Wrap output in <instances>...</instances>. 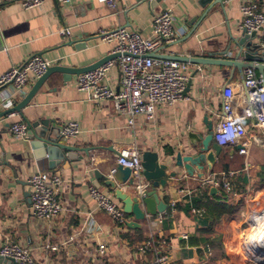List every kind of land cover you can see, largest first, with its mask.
<instances>
[{
	"label": "crops",
	"instance_id": "crops-1",
	"mask_svg": "<svg viewBox=\"0 0 264 264\" xmlns=\"http://www.w3.org/2000/svg\"><path fill=\"white\" fill-rule=\"evenodd\" d=\"M155 1L117 0L118 12L114 14L96 0H72L65 5L43 0L41 5L28 9L22 7L21 0H0V75L34 54L43 55L51 65H89L111 50V45L100 40V30L124 26L143 37H151L153 15L165 9L173 13L176 37L162 45L158 55L197 57L213 53L219 59L234 57V48L227 55L218 53L231 38L242 33L239 9L242 0H224L208 10H205L208 1ZM256 1L264 11V0ZM61 27L71 28L69 37L59 34ZM252 41L257 42V37ZM188 63L194 72L197 64ZM254 70L259 76L258 70ZM118 75L116 67L108 72V83L116 90ZM76 79L74 74L64 82L60 73H52L21 110L29 121L43 118L57 127L69 120L80 124L82 131L65 142L75 148L76 158L53 166L46 156H34L26 138L17 139L9 132L11 124L24 122L21 113L3 114L21 101L37 78H30L21 96H15L9 86L0 87V245L8 239L27 246L39 264H155V252L136 256L134 246L152 236L166 240L169 258L166 264H255L258 258L255 248L262 246L258 238L264 236L263 129L252 130L255 139L247 155L239 154L236 146H224L211 169L195 167L194 174L187 175L183 169L172 166L170 169L176 171V176L158 188L160 199L167 204L166 212L171 213L168 217L164 213L149 215L139 221V227L118 231L89 195V187L94 186L90 180L92 169L108 174L124 145L135 144L140 151H156L159 160L169 165L179 150L183 155L194 154L188 133H205L206 122L214 129L223 114V86L242 84L238 68L202 66L201 77L192 79L180 100L156 107L153 119L138 116L133 126H128L126 117L113 110L110 101L96 102L87 93L78 91ZM37 171L49 176L60 173L63 179L59 193L63 211L51 222L30 215L28 178ZM222 174L228 177L232 189L226 192L217 187L211 193L209 185L207 195H203L202 189L208 185L198 177L218 178ZM99 184V190L112 194L102 180ZM222 192L226 194L224 197ZM197 196H202V202L212 200L223 205L225 211L213 220L205 207H195L204 210L201 217L191 212L185 215L176 209L177 204H191ZM89 216L101 227L100 236L109 245L106 254H97L96 235L91 227L84 228ZM63 241L67 242L56 251L46 247Z\"/></svg>",
	"mask_w": 264,
	"mask_h": 264
},
{
	"label": "built area",
	"instance_id": "built-area-1",
	"mask_svg": "<svg viewBox=\"0 0 264 264\" xmlns=\"http://www.w3.org/2000/svg\"><path fill=\"white\" fill-rule=\"evenodd\" d=\"M72 0H55L65 5ZM109 11L117 13V0H96ZM43 0H21L22 7L28 9L41 5ZM239 9L242 15L240 27L248 34L255 32L258 39L259 51L264 52V11L256 0H242ZM152 36L143 37L135 30L120 26L114 30H100L99 38L102 42L111 45L109 54L117 56L105 61L98 67L77 75L75 88L85 92L96 101L108 100L113 110L126 117L128 126H133L138 116L153 119L156 107L172 105L183 97V91L188 81L194 77H201L202 66L197 64L194 72L190 71V64L172 59L154 57L151 54L158 52L164 44L171 43L176 37V27L173 13L165 9L153 15ZM59 34L69 37L70 27H61ZM51 62L41 54H34L18 65L11 66L0 75V87L9 86L14 95H24L25 88L31 77H40ZM113 67L118 70L119 88L116 90L108 83V72ZM243 83H226L223 86L222 116L219 117L213 129V140L221 146H239L238 153L247 155L254 142L252 130H264V83L256 75L253 68L243 70ZM247 89V92L244 91ZM248 121V122H247ZM61 141L66 142L76 137L82 128L76 121H66L60 127ZM11 135L17 139H25L27 126L23 121H17L8 128ZM140 149L135 144L124 145L119 149L110 172L116 164L130 169L132 185L130 192L142 199L150 188V183L143 177V167ZM201 183L214 188H222L229 192L232 187L225 174L218 178L211 175L199 176ZM31 186L29 211L32 217L53 221L63 211L59 200V193L63 183L60 173L47 175L37 171L28 178ZM125 188L124 186H121ZM89 195L95 201L96 208L105 213L112 222L113 228L122 231L127 227V217L112 194L102 192L95 186L89 187ZM172 208L175 203L172 202ZM190 212L198 217L203 216L202 208L191 207ZM171 213L164 212L168 217ZM88 216V215H87ZM162 219L160 218V222ZM92 228L96 235L99 255L106 254L109 245L102 238L101 227L89 216L87 227ZM264 229V224L261 232ZM104 233V232H103ZM102 233V234H103ZM262 234V233H261ZM183 238L187 235L183 234ZM258 238L261 247L255 248L258 256L255 264H264V244ZM67 242V241H66ZM66 242L47 245L51 251H56ZM166 240L152 236L137 242L136 256H144L147 252L156 253L154 263L166 264L169 260L165 250ZM0 255L12 258L16 264H39L32 256L31 249L11 240H4L0 245ZM211 264V263H205ZM220 264V263H213Z\"/></svg>",
	"mask_w": 264,
	"mask_h": 264
},
{
	"label": "water",
	"instance_id": "water-1",
	"mask_svg": "<svg viewBox=\"0 0 264 264\" xmlns=\"http://www.w3.org/2000/svg\"><path fill=\"white\" fill-rule=\"evenodd\" d=\"M140 1V0H137ZM149 1V0H148ZM208 1V10L213 5L222 4L224 0H202ZM154 3L155 0H150ZM255 32L248 34L245 29L242 28V33L238 38H231L225 49L219 51L218 55H227L230 48H234V57L215 58L213 53H208L207 56L187 57L180 55H158L152 53L154 57H161L165 59H172L182 62H192L201 66L206 65H223L237 67L241 75V81L243 83V70L245 68H253L258 70L259 77L264 83V52L259 51V45L257 42H253L255 39ZM117 56V54H108L98 59L97 61L85 65L83 67H68L64 65H50L46 71L37 78L36 82L31 86L26 95L13 107L6 109L3 114H9L11 112H20L28 105L33 95L39 89L41 84L52 74L60 73L64 82L70 80L72 75H78L80 73L92 70L105 61ZM239 57L241 59H239ZM192 81H188L183 94H186L191 86ZM247 92V89H245ZM21 117L27 126L26 139L29 141L30 148L36 158L46 156L50 160V164L58 165L61 162L70 161L76 158L74 147H71L67 143L61 141L60 128L52 124V121L47 119H38L35 121H29L22 113ZM206 122V121H205ZM206 132L201 134L197 132H189V147L194 150V154L187 153L182 154L179 150L174 154L173 161L161 162L159 155L156 151L144 150L141 152L143 177L150 183V188L146 195L140 199L132 192H127L121 186L130 188L132 185V179L129 177L130 169L122 167L119 164L113 166V172L106 174L103 171L93 168L92 176L90 180L95 187H100L99 181H103V185L108 187L112 192L113 197L119 201L122 206L123 212L127 215L128 221L127 227L137 228L140 226L139 221L145 219L146 216L157 215L158 213H164L167 209V204L159 197L158 188L166 186L168 180L176 176V171L171 170L172 166H175L183 171L187 175H193L195 167L203 170L205 167L211 169L215 162V156L218 155L223 146L218 145L213 141V127L211 123L206 122ZM239 148V146H236ZM201 174V173H198ZM215 188H210V192L215 191ZM0 264H16L12 258L3 257L0 255Z\"/></svg>",
	"mask_w": 264,
	"mask_h": 264
},
{
	"label": "trees",
	"instance_id": "trees-1",
	"mask_svg": "<svg viewBox=\"0 0 264 264\" xmlns=\"http://www.w3.org/2000/svg\"><path fill=\"white\" fill-rule=\"evenodd\" d=\"M226 171V169H224ZM209 187H203V195H207L209 189ZM226 194L224 192H222V197H224ZM209 196V195H208ZM203 198L202 196L199 197L197 196L191 204H186L181 205V204H177L176 205V209H178L180 212L184 213L185 215H189L190 213V208L193 207H205L206 209V214L209 216H212L213 220H216L217 218H219L221 216V214L225 211L224 210V206L219 204H215L212 202V200L209 201V203H207L206 201L202 202ZM169 213V212H168ZM127 216V215H126ZM193 240V239H192Z\"/></svg>",
	"mask_w": 264,
	"mask_h": 264
},
{
	"label": "bare ground",
	"instance_id": "bare-ground-1",
	"mask_svg": "<svg viewBox=\"0 0 264 264\" xmlns=\"http://www.w3.org/2000/svg\"><path fill=\"white\" fill-rule=\"evenodd\" d=\"M261 215H263L264 216V209H263V211H262V214ZM262 233H264V229H263V232Z\"/></svg>",
	"mask_w": 264,
	"mask_h": 264
}]
</instances>
